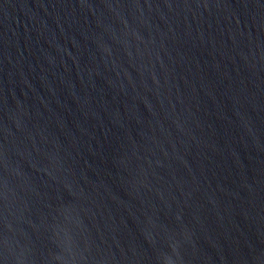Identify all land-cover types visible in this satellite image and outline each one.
<instances>
[{
  "label": "water",
  "instance_id": "95a60500",
  "mask_svg": "<svg viewBox=\"0 0 264 264\" xmlns=\"http://www.w3.org/2000/svg\"><path fill=\"white\" fill-rule=\"evenodd\" d=\"M0 264H264V0H0Z\"/></svg>",
  "mask_w": 264,
  "mask_h": 264
}]
</instances>
